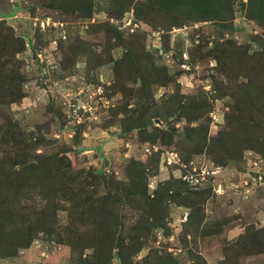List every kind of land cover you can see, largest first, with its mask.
Wrapping results in <instances>:
<instances>
[{
  "label": "rangeland",
  "instance_id": "obj_1",
  "mask_svg": "<svg viewBox=\"0 0 264 264\" xmlns=\"http://www.w3.org/2000/svg\"><path fill=\"white\" fill-rule=\"evenodd\" d=\"M51 4L50 0H0V21L4 20L6 26L25 40L26 51L17 54V58L23 63L27 78L26 97L20 103L0 106V128L12 121L17 126L18 137L21 132L25 139L44 140L38 155L64 152L73 170H94L122 184H115L122 190L123 202L115 207L114 218L124 223L126 237L137 231L130 229L142 217L137 203L135 209L124 202L126 188L137 175L132 169L134 162H143L147 167L148 192L152 198L163 187H167L169 195L193 192L192 202H188L192 207L174 198L166 199L153 220L165 218L167 227L152 231L148 245L135 261L144 264L151 249L160 248L168 250L177 264H227L229 257L234 259L231 264H264V254L238 258L234 249L247 228L264 227V155L246 149L235 163L223 165L218 163L217 154L210 155L207 150L194 154L202 144L196 143L187 129L200 123L189 122L187 118L154 120L156 126L174 130L173 144L152 142L135 130L125 131L130 111L137 108L141 85L125 66L120 68L121 77L115 71L116 62L128 53L130 41L135 53L147 55L143 60L145 71L153 63L159 69H166L173 78L168 85L152 84L149 92L153 101L160 103L165 95L175 92L181 97L206 98L212 105L211 112L205 116L209 137L217 136L236 100L229 90V74L223 72L224 66L216 61V55L222 57L221 45L228 41L254 55L261 48L260 39L264 40L262 26L247 16L249 0L235 1L228 28L214 22H187L167 28L161 25V17L159 26H155L137 20L134 10L111 18L105 0H96L95 13L88 18L64 13ZM118 81L126 89H117ZM246 81L240 76L236 85L241 87ZM78 101L90 112H78L79 116L73 117L69 107ZM190 141L197 144L192 153L185 147ZM0 142V162L5 164L16 156L12 151L15 146L3 134ZM173 155L177 156L175 164ZM169 159L173 161L171 166ZM1 174L0 182L5 185L7 179L14 178ZM186 175L190 181L183 180ZM92 184L90 190L99 196L106 194L111 186ZM40 189L25 188L16 195L22 201L20 213L33 216L36 211L38 215L47 203ZM7 192L0 189V203L15 191ZM58 217L62 225L69 224L66 210H59ZM77 226L90 242L94 238L96 243V238L103 235L102 228L98 229L87 213L78 217ZM44 237L38 234L30 249H20L17 255L5 260L0 258V264L79 263L77 253L73 255L70 248L56 241L48 242ZM91 254V249L86 250L85 255ZM112 264H120L119 259L115 258ZM148 264L160 263L152 259Z\"/></svg>",
  "mask_w": 264,
  "mask_h": 264
},
{
  "label": "trees",
  "instance_id": "obj_2",
  "mask_svg": "<svg viewBox=\"0 0 264 264\" xmlns=\"http://www.w3.org/2000/svg\"><path fill=\"white\" fill-rule=\"evenodd\" d=\"M50 1L51 5L64 13H78L82 18L92 16L96 10V0ZM105 1L108 5L106 12L111 18L122 17L126 12L134 10L137 20L155 26H159L158 18L161 17V25L167 28L182 26L187 22H214L228 28L234 16L236 0ZM247 16L260 24L264 32V0H249ZM111 29L119 39H122L119 32ZM260 41L261 48L254 55H249L248 50H242L232 41L221 45L222 57L220 54L216 55V61L220 66H224L223 72L229 74L231 79L229 90L232 91L231 96L235 98L236 104L232 105V111L226 114L225 127L215 137H209V125H206L208 119L205 116L212 109L211 103L206 98L199 96L197 100L194 96L181 97L175 92L165 95L160 103L153 101V96L149 92L152 84L168 85L172 83L173 78L166 69H159L153 63L149 68L147 66L145 71L143 60L147 55L143 57L135 53L129 41L128 53L125 54L124 59L115 64L116 76L121 77L120 68L125 66L127 71L135 74V82L140 83L141 86L137 108L130 111L124 130H135L146 135L152 142L161 140L164 144H173L174 130L162 129L155 125L154 120L187 118L189 122L200 123L197 127L188 128L187 133L192 135L196 143L202 144L197 149V144L188 142L185 147L189 153H192L193 148H196L194 154H202L207 150L210 155L217 154L218 163L223 165L235 163L246 149L257 150L264 155V40L260 39ZM24 51H26L24 38L18 37L12 28L6 26L4 20L0 21V106L20 103L26 97L24 83L27 78L22 69L23 63L17 58V54ZM240 76L247 79L241 87L236 85ZM118 82L117 89H126V85L121 81ZM122 92L126 94L125 91ZM142 92L149 95H144ZM243 98L245 103L244 100L242 101ZM150 127L151 131H149ZM19 133L18 137L17 126L12 125V121L0 128V134L12 142L10 145L15 146L12 147V151L16 155L5 164L0 162V172L5 176L1 175L14 177L7 179L8 185L0 182V189L15 191L13 196L7 194L5 200L0 203L1 259L14 257L20 249H30L38 234H44L46 238L44 240L56 241L59 245L70 248L73 255L77 253L78 264H112L115 258L119 259L120 264H141L134 258L138 257L148 245L152 231L167 227L168 222L165 218L157 217L156 221L153 220V215L156 216L161 210L166 199L174 198L178 203L192 207L189 203L192 202L193 192L182 195L179 191L175 195H169L167 187H163L157 192V196L152 198L148 192L147 167L143 162H134L132 169L137 175L135 174L130 185L126 186L124 202L135 209L137 203L141 208L142 217L140 222L130 229L137 231L126 237L124 223L114 218L115 207L123 202L120 188L122 184L94 170H73L71 161L64 152L38 155L37 151L44 140L37 138L28 140L21 136L23 133ZM52 165L55 166L53 170ZM92 183L107 186L111 184V186L106 190V194L99 196L97 192L90 190ZM36 186L41 188L40 193L47 203L42 206L38 215L35 214L36 211L32 213L33 216L30 213H20L18 208L22 201L16 195L23 193L25 188L33 189ZM164 190L166 193L162 194ZM65 203L69 205L66 206ZM59 210L68 212V225L60 223ZM84 213L91 217L98 229L102 228L100 232L103 235L96 238V243H93L94 238L90 242L88 235L84 237V233L77 226L78 217L84 216ZM245 235L235 243L236 256L240 258L243 255L248 257L264 254V227L260 229L249 227ZM102 245L105 246L101 247ZM89 249L92 250V254L85 255L86 250ZM152 259L158 260L160 264H177L168 250L160 248L151 249L144 259V264H148L149 261L151 263ZM232 260L234 259L229 257L227 264H231Z\"/></svg>",
  "mask_w": 264,
  "mask_h": 264
},
{
  "label": "built area",
  "instance_id": "obj_3",
  "mask_svg": "<svg viewBox=\"0 0 264 264\" xmlns=\"http://www.w3.org/2000/svg\"><path fill=\"white\" fill-rule=\"evenodd\" d=\"M70 111H72L73 112V114H74V116L73 117H75V116H79L78 115V112L79 113H84V114H87L88 112H90V110L89 109H87L86 108V106H84L83 104H82V102L81 101H78L77 103H71L70 104ZM149 151V150H148ZM173 157H174V164L176 163V161H175V158L177 157L176 155H173ZM168 164H169V166H171V165H173V161H171L170 159L168 160ZM259 163L258 162H255V165H258ZM262 178V177H261ZM183 180L184 181H190V179H189V177L186 175L185 177H183Z\"/></svg>",
  "mask_w": 264,
  "mask_h": 264
},
{
  "label": "water",
  "instance_id": "obj_4",
  "mask_svg": "<svg viewBox=\"0 0 264 264\" xmlns=\"http://www.w3.org/2000/svg\"><path fill=\"white\" fill-rule=\"evenodd\" d=\"M157 123L159 124V123H160V121H159V120H157Z\"/></svg>",
  "mask_w": 264,
  "mask_h": 264
}]
</instances>
